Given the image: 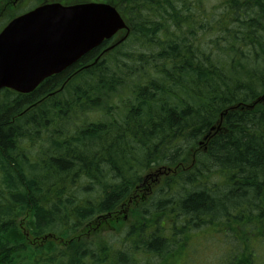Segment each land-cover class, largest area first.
<instances>
[{
	"label": "trees",
	"instance_id": "1",
	"mask_svg": "<svg viewBox=\"0 0 264 264\" xmlns=\"http://www.w3.org/2000/svg\"><path fill=\"white\" fill-rule=\"evenodd\" d=\"M115 1L132 32L94 67L1 92L0 264H174L204 229L232 238L221 264H252L253 234L264 235V104L213 127L264 93V0ZM183 163L116 227L119 240L87 233L145 172Z\"/></svg>",
	"mask_w": 264,
	"mask_h": 264
},
{
	"label": "water",
	"instance_id": "2",
	"mask_svg": "<svg viewBox=\"0 0 264 264\" xmlns=\"http://www.w3.org/2000/svg\"><path fill=\"white\" fill-rule=\"evenodd\" d=\"M105 10L96 4H53L13 20L0 34V88L29 92L76 60L81 47L124 27L105 19Z\"/></svg>",
	"mask_w": 264,
	"mask_h": 264
},
{
	"label": "rangeland",
	"instance_id": "3",
	"mask_svg": "<svg viewBox=\"0 0 264 264\" xmlns=\"http://www.w3.org/2000/svg\"><path fill=\"white\" fill-rule=\"evenodd\" d=\"M220 1L221 0H206L209 8H211L214 4L219 3ZM2 3H3V0H0V9H1ZM15 8L16 7H13L12 10H14ZM2 20H6V17H0V24H2V22H3ZM131 32H132V26H131V30L128 32V34H126V37L124 38V40L127 39L128 35ZM139 43H141V42L139 41ZM128 45L129 46H127V48H125L124 50H128V49L131 50L130 44H128ZM133 47L137 48V47H139V45L133 44ZM110 52L111 51H109V53ZM73 110H74V112L72 113L73 114L72 117L75 120H78L79 118L74 117L75 109L73 108ZM93 117H95V116H93ZM72 121H73V119H72ZM72 121H71V123H72ZM71 123H68V124L71 125ZM218 129H220V127H218L217 130ZM47 141H48V136L45 135L44 137H41L40 139H38L37 143H45ZM183 166H185V163H183V165L179 168H176V167H173V168L169 167L168 168V167L164 166L165 171L158 172V176L156 178V187L154 188V192L156 191V195H157L160 187H162L164 184V176L166 174L173 173L176 170L182 169ZM152 170H155V168H153ZM144 175H145V173L143 174V176ZM142 183L143 182H141V184ZM141 184H137L136 186L141 185ZM122 215H123V212L122 211L119 212V216L121 218H122ZM112 218H110L109 220H112ZM103 222L105 225V223L107 221L104 220ZM208 231H209V229H204V230H201L200 232L196 231V236L194 238L190 239V242L188 243L189 251L181 259L176 260L174 262V264H221L222 262H224L225 256L228 253L227 249H228L229 243L232 241L231 238L224 235L220 231H213V232H208ZM88 232H90V231H88ZM108 235L111 237H116L115 240H119V238H118L117 234H115V232H110V234H108ZM256 242H258V241H256ZM14 243L15 244H13V246H15V247L18 246L17 242H14ZM263 244H264V241H263ZM255 254L257 257L256 263L257 264H264V249H260V247H259L258 249H256ZM45 256L46 255L44 254L43 257H45Z\"/></svg>",
	"mask_w": 264,
	"mask_h": 264
},
{
	"label": "flooded vegetation",
	"instance_id": "4",
	"mask_svg": "<svg viewBox=\"0 0 264 264\" xmlns=\"http://www.w3.org/2000/svg\"><path fill=\"white\" fill-rule=\"evenodd\" d=\"M18 2H20V0H8L5 7H8L10 5H17Z\"/></svg>",
	"mask_w": 264,
	"mask_h": 264
}]
</instances>
